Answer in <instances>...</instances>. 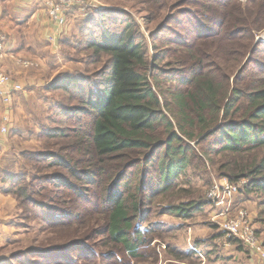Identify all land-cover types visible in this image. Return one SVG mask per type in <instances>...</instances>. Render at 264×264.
<instances>
[{
  "label": "trees",
  "instance_id": "16d2710c",
  "mask_svg": "<svg viewBox=\"0 0 264 264\" xmlns=\"http://www.w3.org/2000/svg\"><path fill=\"white\" fill-rule=\"evenodd\" d=\"M150 1H154L153 7L157 2L169 8L168 0ZM203 1L212 3H197V13H190L188 17H198L218 27L219 32L195 40L193 50L201 53L196 69L191 73L185 70L178 73L181 75L178 81L183 88H177L170 101L165 99L169 91L160 90L158 93L153 85L156 78L152 80V75H149L147 61L150 50L129 15L117 21L111 15L114 12L106 10L85 20L81 52H90L88 57L93 64L102 62L108 56L110 72L102 77L100 83L82 73H66L49 85L53 98L59 96L60 99H57V106L48 119L51 124L41 128V150L27 154L23 170L17 175H7L4 180L5 193L15 197L20 204L19 209L28 213L45 232L56 225L67 228L68 219L61 217L65 222L59 219L62 209L55 208L53 203L62 204L64 190L68 189L74 199L82 196L79 185L71 182L62 172L49 173L52 169H62L79 183L86 181L88 185L106 192L105 204L108 205H103L101 213L106 225L105 233L136 260L142 259L140 247L148 237L136 231L141 204L132 200L137 193L144 192L142 186L145 185L142 183L134 189L132 177L123 180L126 175L123 173L143 158L157 164L154 167L158 177L157 187L148 198L151 200L178 192L185 183L187 170L194 166L202 171L211 155L223 157L219 164L223 165L232 183L246 179L249 181L247 192L264 193V70L254 71L244 78L247 70L238 67L239 59L242 61L256 52L255 30H259L264 23V0H245L246 3L241 0ZM141 4H145V0H141ZM221 10H230V16L226 17ZM169 31L164 26L159 28L152 37L153 49L176 45L175 41L166 40ZM236 46L239 52L234 51ZM211 47L235 56L237 64L228 68L211 64L206 56ZM258 47L264 49V43H259ZM61 92L70 95L68 101L73 100L83 106L66 105L61 101ZM72 117L82 125L75 130V141L67 149L90 155L87 161L91 166L87 170H78L86 164L85 160L74 161L45 149L46 140L59 145L61 140L70 139L71 133H67L70 130L64 129L63 123L60 126L52 124L56 120L68 122ZM85 118L89 121L87 125ZM34 164H37L36 167ZM30 165L35 172L38 165L42 167L40 173L36 172L34 182L58 187L64 194L62 198L42 186V201L37 200L39 194L33 190V181L28 186L24 183L30 177ZM115 180L120 184L112 189L108 185ZM47 191L52 193V197ZM202 200L194 202L192 209L184 205L168 206L166 212L190 217L205 206ZM85 230L89 231V225ZM80 245L79 241L69 242L58 252L52 248L31 249L27 253L35 255V261L28 264H65L61 261L50 263L51 254L59 253L56 259L65 258L68 261L70 257L65 251ZM91 254L95 259L101 258L97 253ZM181 254L186 258L196 255L195 252ZM175 257L180 258V254H175ZM23 262L25 259L19 253L12 254L10 259H0V264ZM121 262L115 259L113 264H126Z\"/></svg>",
  "mask_w": 264,
  "mask_h": 264
},
{
  "label": "rangeland",
  "instance_id": "374dc122",
  "mask_svg": "<svg viewBox=\"0 0 264 264\" xmlns=\"http://www.w3.org/2000/svg\"><path fill=\"white\" fill-rule=\"evenodd\" d=\"M153 2L145 0V4H141V0H96L95 5L101 9L99 13L106 10L114 12L111 13L114 20L120 21L125 17H131V20L135 23L142 36L143 43L150 50L147 61L149 63V75H152V80L156 78V82L153 80V85L158 93L160 90L169 91V94L165 95V99L170 101L172 100V93H175L177 88H183L178 81L181 79V75H178V73L183 70L191 73V71L196 69V61L199 59L201 53L199 54L193 50L195 40L198 37L203 38L209 34L219 32V30L218 27L211 26L210 23L198 17H188L190 13L192 15L197 13V3L211 5L212 2L208 1L206 3L203 0H168L169 8L167 9L164 8L165 6H160L157 2H155L157 4L156 7H153ZM241 2L246 3L245 0H241ZM198 11H200V6H198ZM221 11L226 14V17H229L231 14L229 13L230 10L227 12H225L226 10ZM171 19H173L172 22ZM79 24V31L76 35L60 43L61 52L74 67L70 73H82L85 76L95 78L100 83L102 82V77L110 72V58L105 56L102 62L91 63L88 57L90 52H81L84 46H81V43L84 41L85 21H81ZM163 26L170 30L166 40L175 41L176 45L159 48L158 50L153 49L152 45L154 42L152 37ZM225 31L227 32L226 28ZM263 32L264 23L259 30H255V54L244 58L242 61L239 59V69L244 67L247 70L244 78L249 77L254 71L264 70V49L258 47L259 42L257 41V37ZM234 51L239 52V47L236 46ZM162 55L165 56L162 57ZM206 56L210 59L211 64L221 66L222 68H228L233 64H237L235 56L219 52L214 47H211ZM239 87L241 88V83ZM61 93V101L65 102L66 105L83 106L80 103L73 102V100L68 101L70 95ZM57 99H60V97H54V100ZM51 112L48 118L51 116ZM47 122V125L51 124V121L50 123L49 121ZM62 123L64 129L70 130L69 132L67 131V133H71L70 139L66 141L61 140L60 144H63L61 146H59L60 144L57 145L54 142L46 140L45 149L58 154L57 156L69 157L74 161L83 159L86 164H83L78 170H82L83 168H86V170L87 168L90 169L91 165L87 161L90 155L85 152L77 154V151L74 153L70 148L67 149V146L75 141V130L82 124L76 123L75 117H72L68 122L56 120V123L52 125L60 126ZM84 123L85 125L89 124L87 118H85ZM71 127L75 129L72 131ZM222 159L221 155H211L206 160V168H203L202 171L191 166L187 170L185 183L179 187L178 192L152 200L148 198L151 192L156 191L158 177L155 174L154 167H157V164L154 161L149 162L143 158L139 164L124 171L123 174L126 173V175L123 177V180L132 177L134 189L142 183L145 185V187L142 186L144 192L142 194L137 193L132 200V202L137 201L141 204V216L135 223L136 231L144 233L148 237L145 239V244L140 247L141 260L133 259L123 246L114 244L107 237L105 233L106 225L101 216L103 205H108L105 204L106 192L88 185L86 181L79 183V181L71 178L70 174L62 169L58 168L48 171L49 173L62 172L71 182L81 187L82 196L80 199H74L68 189L63 191L64 195L58 187H51L50 184L48 186L43 182H34L36 172H41V166L38 165L39 168L35 172L31 170L32 167L30 165V177L24 183L28 186L33 181V190L39 194V196H36L38 197V201H42L40 198L43 191L42 186L49 188L51 192H56V196L59 198H62V195L65 196L62 204L53 203L55 208L62 209L58 216L59 219L62 222L66 220H62L61 217L68 219V223L66 222L67 225L65 226L67 228L56 225L45 232L44 228L33 221L28 213L22 212L19 209L20 204L18 202L13 211L4 212V214L2 211L5 206L4 204L10 203L13 205L16 199L10 194H5L9 196L7 198H2L1 195L0 206L3 204V207H0V217L4 219L1 223L3 231L5 233L8 231L11 235L0 244V259L3 257H9L10 259L12 254L19 253L25 259L23 263L28 264V262L35 261V255L27 253L31 249L52 248L58 252L69 242L79 241L82 245L65 251L68 257H70L69 262L65 258L56 259L59 253L51 254L49 262L56 263L57 261H61L65 264H113V261L117 259L119 262L121 260V263L126 264H259L258 259L245 246L239 241H230L221 228L224 227L226 229L227 225L232 220H235L241 211H246L251 215L252 223L264 245V193L247 192V187L249 186V181L247 180L248 185L242 188V193L237 195L236 198H232L230 203L226 202V207L225 205L223 206L224 209H228V215L222 220L214 221V218L221 212V209L210 202L208 194L212 191L215 192L216 188L225 182H230L227 176L229 174L223 170V165L219 164ZM36 165L34 164V167ZM74 168H77V166ZM117 183L118 180H115L110 182L108 186H111L113 189ZM51 192L47 193L49 197H52ZM200 200L205 202V206H202L200 210L194 212L190 217H184L182 213L178 212H166L168 206L179 207V205H184L185 208L192 209L193 203ZM13 220L15 226L9 225ZM86 225H89V231L85 230ZM132 236L134 237L135 235L132 234ZM148 239L149 243L146 244ZM91 252L99 254L101 258H96V260ZM181 252H195L196 255H193L192 258H186L182 256ZM175 254H180V258H176ZM35 264L40 263L35 262Z\"/></svg>",
  "mask_w": 264,
  "mask_h": 264
},
{
  "label": "crops",
  "instance_id": "0c3cea01",
  "mask_svg": "<svg viewBox=\"0 0 264 264\" xmlns=\"http://www.w3.org/2000/svg\"><path fill=\"white\" fill-rule=\"evenodd\" d=\"M85 20L76 13L61 28L49 17L45 0H0V33L8 37L0 71L10 78L12 86L22 87L21 91L11 93L10 105L5 104L0 96L2 198L9 197L5 195V177L19 174L24 168L25 156L41 150V128L48 123V116L57 103L48 87L57 77L72 72L74 68L62 54L60 43L74 37L79 31V23ZM15 59L33 61L38 68L26 69ZM7 115H10V123L8 133H4L2 129ZM14 203L4 204V207L2 204L3 213L13 211L17 201ZM1 221H4L2 217L0 244L11 235L3 231ZM10 224L15 226L14 220Z\"/></svg>",
  "mask_w": 264,
  "mask_h": 264
},
{
  "label": "built area",
  "instance_id": "2783aa9c",
  "mask_svg": "<svg viewBox=\"0 0 264 264\" xmlns=\"http://www.w3.org/2000/svg\"><path fill=\"white\" fill-rule=\"evenodd\" d=\"M48 15L51 18L53 24L64 27L67 25L69 17L76 13L81 14L85 19L90 18L92 15H96L100 12L95 3L96 0H45ZM259 43H264V32L257 37ZM8 37L5 34L0 33V60L3 58L7 49ZM17 63L26 69L38 68V64L33 61L15 59ZM22 87L12 86V82L8 76L0 71V96L4 103L11 104V93L21 91ZM5 126L2 131L8 133L7 126L10 123V115L4 118ZM248 185L247 180H242L237 183L227 181L220 187L216 188L215 192H210L208 197L210 202L215 204L221 209V212L214 218L216 220H222L228 215V209L226 202L230 203L232 198H236L241 194L243 187ZM221 227V226H220ZM222 232L227 236L230 241H239L245 246L253 256L258 259L259 264H264V245L260 236L257 234V230L252 223L251 215L246 211H241L235 220L227 225V228H221Z\"/></svg>",
  "mask_w": 264,
  "mask_h": 264
}]
</instances>
